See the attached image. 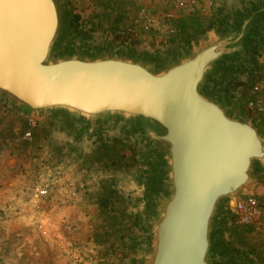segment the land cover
<instances>
[{"label":"rangeland","instance_id":"1","mask_svg":"<svg viewBox=\"0 0 264 264\" xmlns=\"http://www.w3.org/2000/svg\"><path fill=\"white\" fill-rule=\"evenodd\" d=\"M58 2L64 21L56 53H118L156 68L213 32L256 14L247 47L221 61L205 93L264 130V0H219L211 10L214 23L204 26L214 27L213 32L174 35L171 43L181 42V47L172 54L162 48L167 45L163 40L150 53L135 47L148 40L152 44L143 33L122 34L126 25L148 18L162 26L171 7L167 0ZM220 3L228 5L223 12L217 10ZM28 116L33 115L0 95V264H141L156 200L165 188L161 155L139 139L135 125L113 119L77 123L62 113L35 116L34 138L25 142L20 137ZM254 176L248 195L264 201V166L258 165ZM259 221L264 222V213L248 230L237 225L224 201L215 223L214 260L264 264V225Z\"/></svg>","mask_w":264,"mask_h":264},{"label":"water","instance_id":"2","mask_svg":"<svg viewBox=\"0 0 264 264\" xmlns=\"http://www.w3.org/2000/svg\"><path fill=\"white\" fill-rule=\"evenodd\" d=\"M256 16L156 68L118 53H56L64 21L58 0H0L1 96L33 116L133 124L161 155L165 188L141 264H218L213 239L221 206L226 201L233 210L264 166V130L205 93L221 61L246 48Z\"/></svg>","mask_w":264,"mask_h":264},{"label":"built area","instance_id":"3","mask_svg":"<svg viewBox=\"0 0 264 264\" xmlns=\"http://www.w3.org/2000/svg\"><path fill=\"white\" fill-rule=\"evenodd\" d=\"M218 1L219 0H167L171 7H169L167 13L164 14L166 21L162 23V26L157 24L153 19L148 18L140 24L131 23L126 25L122 30V34L136 36L138 33L147 32L155 27L161 26L168 35H177L179 33V25L177 22L180 20V16L199 13L209 15ZM256 89H258V87H255V90ZM37 127L38 120L35 116L26 117L20 139L25 142L32 141ZM39 194H44V190L40 189ZM262 210H264V201L258 199L254 195H247L237 199L233 209L234 219L237 225L248 230L250 228L248 225H254L262 213H264ZM259 224L264 225V222L261 221L260 223L259 221ZM254 228L258 229L257 227Z\"/></svg>","mask_w":264,"mask_h":264},{"label":"crops","instance_id":"4","mask_svg":"<svg viewBox=\"0 0 264 264\" xmlns=\"http://www.w3.org/2000/svg\"><path fill=\"white\" fill-rule=\"evenodd\" d=\"M219 5H221V8L219 7L217 10L219 11L222 10V12L226 10L227 8L226 6H228L227 3L226 4L220 3ZM179 19L180 20H178L177 22L179 25L178 26L179 33H184V32L193 33L194 32V33H199L203 36V35H208L210 32H213L212 30L214 27L212 26L210 27V29L208 28L204 29L205 24H208L211 21L214 23L215 21V18L211 15V12H210V15H204L201 13L189 14V15L184 14V16L182 17L180 16ZM142 33L141 34L143 35V37H145V39L147 40L150 39L152 41V44H150L148 40V42L147 41L140 42L139 46H135V47L144 49L150 53L154 52V49L156 47L158 48L157 43H160L161 40L164 41L162 42L163 44L167 43V45H164V46L161 44L162 48L167 47V51L169 50L170 54H172L174 51L178 52L177 49H180L181 47V44H180L181 42L171 43L173 40H176L174 36L172 37L167 34V41H166L165 36H164L166 35V33L161 28L160 29L158 28L156 31L153 29L147 32H142Z\"/></svg>","mask_w":264,"mask_h":264},{"label":"bare ground","instance_id":"5","mask_svg":"<svg viewBox=\"0 0 264 264\" xmlns=\"http://www.w3.org/2000/svg\"><path fill=\"white\" fill-rule=\"evenodd\" d=\"M212 53H213V49H209V50H207L206 53H205V57L210 56ZM248 187H249V186H247V190H248ZM241 198H242V197H241Z\"/></svg>","mask_w":264,"mask_h":264},{"label":"flooded vegetation","instance_id":"6","mask_svg":"<svg viewBox=\"0 0 264 264\" xmlns=\"http://www.w3.org/2000/svg\"><path fill=\"white\" fill-rule=\"evenodd\" d=\"M252 29H253V26H252ZM223 31H225V30H223ZM249 38H250V36L248 37L247 42H248ZM246 47H247V43H246ZM132 126H134V125L132 124Z\"/></svg>","mask_w":264,"mask_h":264},{"label":"trees","instance_id":"7","mask_svg":"<svg viewBox=\"0 0 264 264\" xmlns=\"http://www.w3.org/2000/svg\"><path fill=\"white\" fill-rule=\"evenodd\" d=\"M73 18H74V20H76V19H78V16H77V15H75Z\"/></svg>","mask_w":264,"mask_h":264}]
</instances>
